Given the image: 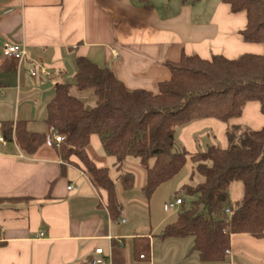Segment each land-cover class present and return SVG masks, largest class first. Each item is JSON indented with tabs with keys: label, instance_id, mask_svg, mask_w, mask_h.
I'll return each mask as SVG.
<instances>
[{
	"label": "crops",
	"instance_id": "crops-1",
	"mask_svg": "<svg viewBox=\"0 0 264 264\" xmlns=\"http://www.w3.org/2000/svg\"><path fill=\"white\" fill-rule=\"evenodd\" d=\"M201 4V0H0V133L7 120H24L29 130L47 132L46 104L57 83L74 84L78 56L110 68L129 89L156 92L158 82L169 77L166 63L178 60L181 52L206 59L213 54L236 58L263 52L261 44L242 40L244 11L232 13L223 2L214 9ZM5 42L23 44L27 58H9L2 49ZM77 94L87 107L94 104L90 91ZM229 123L258 130L264 126V114L257 101H249L242 115ZM226 127L204 118L179 127L175 134L178 130L182 147L193 153L206 149L203 137L208 145L226 147ZM103 150L100 136L92 133L86 152L97 167L111 161ZM71 160L79 167L65 164L63 172L64 164L47 143L27 155L15 142L0 141V196L23 198L0 206V264H87L96 248H102L105 264H264V237L233 234L224 261L201 262L192 250V237L155 236L171 221L169 216L146 223L126 219L122 213L112 220L105 190L93 187L77 157ZM112 164L116 167V159ZM123 169L134 174V188L141 190L143 169L128 159ZM117 189L123 204L125 191ZM136 235L149 237V260L134 257Z\"/></svg>",
	"mask_w": 264,
	"mask_h": 264
},
{
	"label": "trees",
	"instance_id": "trees-1",
	"mask_svg": "<svg viewBox=\"0 0 264 264\" xmlns=\"http://www.w3.org/2000/svg\"><path fill=\"white\" fill-rule=\"evenodd\" d=\"M220 1L232 13L245 12L242 40L261 44L262 53L236 58L213 54L206 59L181 52L178 60L166 63L169 77L158 82L156 92L129 89L110 68L78 56L74 84L57 83L46 104L47 132L29 130L24 120L1 123L4 140L15 142L27 155L45 144L52 131L64 133L65 138L53 144L64 164L63 172L65 164L79 167L71 160L77 157L93 187L105 190L112 220L119 219L123 211L117 187L129 191L135 186L134 174L123 169L128 156L139 159L145 174L141 192L148 201L190 159L194 164L191 177L198 174L202 181L184 184L180 191L196 194L197 199L155 236L192 237V250L201 262L224 261L233 234L264 237V126L253 130L229 123L242 115L249 101H257L264 114V0ZM87 91L95 98L91 107L77 94ZM204 118L226 123V147L208 145L193 153L184 147L177 149L176 128ZM92 133L100 136L104 150L116 159L119 174L115 180L107 167H97L86 152ZM235 180L242 182V198L232 202L228 188ZM22 199L0 196V206ZM226 209L229 213L223 216ZM133 254L137 260L150 259L147 235L133 238Z\"/></svg>",
	"mask_w": 264,
	"mask_h": 264
},
{
	"label": "rangeland",
	"instance_id": "rangeland-1",
	"mask_svg": "<svg viewBox=\"0 0 264 264\" xmlns=\"http://www.w3.org/2000/svg\"><path fill=\"white\" fill-rule=\"evenodd\" d=\"M201 3L208 4L210 5L211 9H214L216 7V4L222 2L220 0H201ZM175 137L177 143L176 148L181 149L182 144L178 137V130L175 134ZM199 138H200L199 135L196 136L197 143L199 144L200 140H202L201 141L202 147L205 149L209 143L206 141L204 137L203 139L198 140ZM216 143L220 144L219 141H217ZM106 155H108V157H110L111 159L110 163L108 162L106 164V167L109 170V176L111 179L115 180L116 175L118 173L115 165L112 164L115 161V157L109 154ZM127 159L128 161H131L139 165V159L137 157L131 155L128 156ZM193 165H194L193 162L190 159H188L185 166L173 178L158 186V188L151 196L149 202L144 198L140 189L133 188L132 190L125 191L123 194V205H124L122 211L123 217L126 219H132L136 222H146V223L149 222L154 223L157 220V218L163 216H169L170 219L168 220L171 221L175 220L178 211L184 208H190L193 205L194 201L197 199L196 194L189 195L180 191L181 186L184 184L187 183L197 184L202 181V177L198 174H195L194 176L191 177ZM228 194L232 202L241 200L242 182L240 180L233 181L228 188ZM176 197L181 198L183 200V204L181 206H178L176 209L166 211L164 209L165 203H167L170 200H174ZM224 215L226 214L223 213V216ZM159 231L160 229L156 233H158Z\"/></svg>",
	"mask_w": 264,
	"mask_h": 264
},
{
	"label": "built area",
	"instance_id": "built-area-1",
	"mask_svg": "<svg viewBox=\"0 0 264 264\" xmlns=\"http://www.w3.org/2000/svg\"><path fill=\"white\" fill-rule=\"evenodd\" d=\"M3 52L5 55H7L9 58L14 59L16 61H23L27 58V50L26 47L23 44H16V43H3L2 46ZM40 70L42 73L46 74L47 71L44 67H40ZM30 72L32 74H35L34 69L30 68ZM65 138V134L61 132H54L52 134L47 135L46 137V143L50 146H53V144H58ZM0 141L4 142V138L0 133ZM73 186L69 185L68 189H72ZM183 204V201L181 198L177 197L174 200H170L164 205V209L166 211L176 209L178 206H181ZM229 209H226L224 211V214H228ZM123 221V220H122ZM227 253H229V250H227ZM107 263V257L103 255L102 248H96L94 250V256L90 259V264H105Z\"/></svg>",
	"mask_w": 264,
	"mask_h": 264
}]
</instances>
